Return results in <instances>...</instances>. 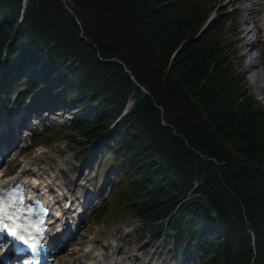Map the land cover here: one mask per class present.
<instances>
[{
	"label": "trees",
	"instance_id": "obj_1",
	"mask_svg": "<svg viewBox=\"0 0 264 264\" xmlns=\"http://www.w3.org/2000/svg\"><path fill=\"white\" fill-rule=\"evenodd\" d=\"M209 1L0 0L1 88L87 110L54 137L108 133L94 153L117 165L110 208L172 231L197 264H264V106L228 54L237 10L200 31ZM29 62L65 88L39 86Z\"/></svg>",
	"mask_w": 264,
	"mask_h": 264
},
{
	"label": "rangeland",
	"instance_id": "obj_2",
	"mask_svg": "<svg viewBox=\"0 0 264 264\" xmlns=\"http://www.w3.org/2000/svg\"><path fill=\"white\" fill-rule=\"evenodd\" d=\"M62 1L65 2V0ZM204 1L205 8L209 10L213 3L209 1V4L208 0ZM234 5L238 8V15L228 36V54L235 73L248 92L264 106V24L262 21L264 0H219L216 8L223 10ZM210 13L212 14L213 11ZM240 28H244L246 31L244 39L240 38V33L237 31ZM245 42H247L246 45H244ZM244 61L246 66L242 68L241 63ZM38 67L39 64L33 65L29 74L32 69ZM250 69H256L260 74L259 85H252ZM59 87L65 88L64 86ZM25 91L26 87L24 86L7 90V102L4 101L5 97L0 94V114L11 112L10 123L20 121V119H23L25 123L29 120L31 123H36L35 135L29 141L24 142V146L29 152L23 154L24 151H21L18 156H16L17 154L13 156L16 157L15 163L17 164L14 171L19 170L27 160L34 156L44 155L47 156L46 159L50 158L51 161L48 162L52 164L53 170L48 172L57 177L58 183H64L65 178L69 176L73 180V189L70 188V190L76 196H82L88 188H92L96 191V197L102 200L107 194L102 187L112 183L113 177L110 171L116 170L115 164L106 162L103 155L93 158L91 146L84 144L81 140L73 141L64 135L49 137L51 132L58 130L60 126L77 116L82 117L85 112L79 111L70 104L60 103L58 105L59 112L40 114L31 110L30 106L32 100H36L37 97L31 98V94L26 95ZM51 108L53 109V107ZM49 141L52 143L47 144ZM60 167L67 169H64L65 172L62 174L59 172L56 176L55 169ZM70 168H74V173L68 171ZM54 189L57 194H61L58 187ZM96 208L97 211L107 208V213L102 217V223L100 225L93 224L90 220L91 214L88 212L83 215L87 222L76 239L58 252L56 256L58 264L71 263L75 256L70 253L81 254V250L91 253V248L103 251L107 247L109 252L130 257L137 264H192L194 257L198 254L188 251L187 247L182 248V246L176 245L175 241L170 238L171 234L166 233L165 230L149 232L142 229L130 207L123 206L114 210L110 208L109 201L106 200L98 203ZM91 241H94L95 244L90 243Z\"/></svg>",
	"mask_w": 264,
	"mask_h": 264
},
{
	"label": "bare ground",
	"instance_id": "obj_3",
	"mask_svg": "<svg viewBox=\"0 0 264 264\" xmlns=\"http://www.w3.org/2000/svg\"><path fill=\"white\" fill-rule=\"evenodd\" d=\"M264 24V19L262 20ZM238 33H240V38H246V31L244 28H240L237 30ZM247 42H245L244 45H246ZM246 66V62L241 63V67L244 68ZM250 81L252 85H259L260 83V74L256 69H250ZM33 130L36 129V125H33ZM6 126L2 125L0 123V131H5ZM29 133H26L27 136ZM4 151V150H3ZM47 156L39 155L34 156L30 160H28L23 167H21L20 171L15 174V177L18 180H22L25 182H30L34 186H38L39 189L42 191H46L47 189H50L51 191L54 190L55 187H58V190L61 192V195L52 197V200H55V204L59 202L61 199H73V196L70 192H72L71 189H73V180L67 176L64 181V183H58L57 177H54L51 172H48L49 170H53V166L48 161H51L50 158L46 159ZM64 169L67 168H57L55 169L56 176L59 174H62L65 172ZM74 169V168H73ZM72 168L68 169V171H71L74 173V170ZM33 176H38L37 179L33 178ZM5 185L8 184V182H1ZM71 186V187H70ZM47 188V189H46ZM50 196V194H49ZM51 197V196H50ZM57 198V199H55ZM77 200V199H76ZM71 204V209L74 208L75 204L74 201ZM78 209H81V206H78ZM90 243H94V241H91ZM97 244V243H96ZM96 246V245H95ZM92 252H85L81 250V254L79 253H70V255H74V259L71 263L68 264H137L136 261H133L130 257H123L120 256V253L116 255L115 252H109L107 250V247L104 248L103 251L101 250H95L91 248ZM95 254V255H93ZM131 260V262H128Z\"/></svg>",
	"mask_w": 264,
	"mask_h": 264
},
{
	"label": "snow or ice",
	"instance_id": "obj_4",
	"mask_svg": "<svg viewBox=\"0 0 264 264\" xmlns=\"http://www.w3.org/2000/svg\"><path fill=\"white\" fill-rule=\"evenodd\" d=\"M5 219L11 220L12 217L7 215L2 208H0V232H7V234L19 241H22L28 247H32L28 239H25L20 230H17L14 226L5 223Z\"/></svg>",
	"mask_w": 264,
	"mask_h": 264
}]
</instances>
